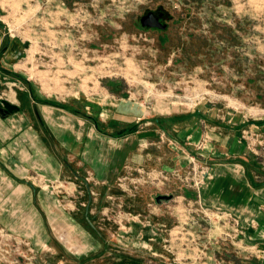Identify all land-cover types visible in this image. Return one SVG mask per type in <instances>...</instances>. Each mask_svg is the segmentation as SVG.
<instances>
[{"label":"rangeland","instance_id":"rangeland-1","mask_svg":"<svg viewBox=\"0 0 264 264\" xmlns=\"http://www.w3.org/2000/svg\"><path fill=\"white\" fill-rule=\"evenodd\" d=\"M1 2V25L13 40V50L22 49L15 59L22 69H6L4 89L15 88L18 82L32 90L34 84L45 101L65 104L84 99L81 112L97 126L95 108L104 106L107 97H132L148 110L157 104L159 113L208 101L224 111H240V118L250 123L264 122V0ZM149 12L164 13L166 27L143 25L141 19ZM5 93L0 96L6 97ZM143 114L130 129L144 130ZM239 137L264 166V126L244 128ZM204 143L197 148L203 150ZM211 178V167L196 156L178 168L127 167L116 179L117 193L108 192L100 209L94 211L90 202H81L89 215H98V224L92 225L104 234L103 255L81 263L74 254L57 256L51 262L256 264L257 258L264 260V249H255L258 257H240L230 256L224 248L231 242L236 251H247L246 244L239 242V219L203 203L202 191ZM36 182L45 186L40 177ZM70 183L59 178L44 188L70 201ZM146 191L152 196L144 204L141 198ZM160 195L171 198L159 201ZM97 196L92 191V199ZM214 223L217 232L212 236L208 229ZM37 260V251L27 240L0 228V264H38Z\"/></svg>","mask_w":264,"mask_h":264},{"label":"crops","instance_id":"crops-1","mask_svg":"<svg viewBox=\"0 0 264 264\" xmlns=\"http://www.w3.org/2000/svg\"><path fill=\"white\" fill-rule=\"evenodd\" d=\"M2 10L0 0V94L7 92L0 96V228L27 240L37 251L38 264H51L57 256L74 254L81 263L103 255L104 234L92 225L98 224V215H89L81 202L100 209L108 192L117 193L116 179L129 166L178 168L194 156L213 172L202 191L205 206L227 210L239 219V242L248 252L236 251L227 242L228 254L249 257L256 255L255 249H264V166L239 137L242 129L257 130L264 122L250 123L240 118V111H224L208 101L159 113L157 104L148 110L132 97H107L104 106L95 108L97 126L81 112L84 99L45 101L34 84L31 90L18 82L4 89L6 69H22L15 61L22 49L13 50V40L1 25ZM141 113L144 130L130 129ZM203 140L205 148L199 150L197 144ZM37 177L47 189L59 178L69 179L73 200L40 187ZM151 196L146 191L141 200L146 204ZM215 224L209 235L217 232ZM256 264L264 260L257 258Z\"/></svg>","mask_w":264,"mask_h":264},{"label":"flooded vegetation","instance_id":"flooded-vegetation-1","mask_svg":"<svg viewBox=\"0 0 264 264\" xmlns=\"http://www.w3.org/2000/svg\"><path fill=\"white\" fill-rule=\"evenodd\" d=\"M150 13H153V12H149L146 15H149ZM153 16H155L158 19V21H155V19L153 17H151L147 20V23L151 22L153 24H157L156 28H161V29L163 28L164 29L166 27L165 22H163L164 18H165L164 13H159V14L153 13Z\"/></svg>","mask_w":264,"mask_h":264},{"label":"water","instance_id":"water-1","mask_svg":"<svg viewBox=\"0 0 264 264\" xmlns=\"http://www.w3.org/2000/svg\"><path fill=\"white\" fill-rule=\"evenodd\" d=\"M151 17H153L154 19H155V21H158V19L155 17V16H153V13H150L149 15H146V16H144L142 19H141V21H142V24L143 25H148V26H151V27H156L157 26V24H153V23H147V20L149 19V18H151ZM171 198V196L170 195H160L159 197H158V200L160 201L161 199H165V200H168V199H170Z\"/></svg>","mask_w":264,"mask_h":264}]
</instances>
